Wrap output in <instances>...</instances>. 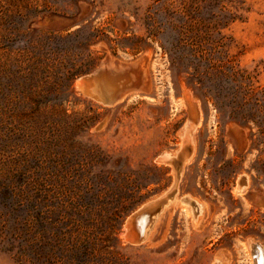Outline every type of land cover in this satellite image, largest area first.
Instances as JSON below:
<instances>
[{"label": "rangeland", "instance_id": "374dc122", "mask_svg": "<svg viewBox=\"0 0 264 264\" xmlns=\"http://www.w3.org/2000/svg\"><path fill=\"white\" fill-rule=\"evenodd\" d=\"M29 1L39 10L46 2ZM241 1L243 19L222 35L263 97L264 0ZM53 2L56 15L39 16L35 27L61 39L33 98L17 89L12 37L0 31V264H253L258 245L264 251V135L252 122L229 121L227 85L147 39L146 15L154 27L165 21L154 13L161 2ZM99 66L106 73L96 84L119 90L115 104L75 88ZM186 126L193 153L176 182L158 160L180 151ZM175 182L177 199L203 205L197 225L187 205L170 202L143 243L125 242L130 216Z\"/></svg>", "mask_w": 264, "mask_h": 264}, {"label": "trees", "instance_id": "16d2710c", "mask_svg": "<svg viewBox=\"0 0 264 264\" xmlns=\"http://www.w3.org/2000/svg\"><path fill=\"white\" fill-rule=\"evenodd\" d=\"M43 1H46L44 8L39 10L29 0H0V31H8L12 37L6 50L15 53L13 69L18 77L23 78L17 89L22 88L32 98L39 89L42 76L53 66L47 55L56 52L52 46L61 39L53 32L43 33L35 27L39 16L56 15L48 12L55 2ZM72 1L77 4L81 0ZM156 1L161 5L154 13L164 14L165 21L154 27V18L147 14V39L158 38L163 52L172 60L186 64L187 69L192 68L195 74L224 82L230 97L229 121L242 126L252 122L264 135V96H261L262 92L254 91L250 73L240 68L235 58L228 54L222 35L223 29L243 19L242 13L246 11L243 2L212 0L205 1L200 8V0ZM203 8L205 16L202 15ZM166 33L169 40L162 37ZM1 36L6 35L1 33ZM218 97L213 96L214 104L220 110Z\"/></svg>", "mask_w": 264, "mask_h": 264}, {"label": "bare ground", "instance_id": "6f19581e", "mask_svg": "<svg viewBox=\"0 0 264 264\" xmlns=\"http://www.w3.org/2000/svg\"><path fill=\"white\" fill-rule=\"evenodd\" d=\"M198 116H200V115H198ZM185 130L186 131L184 132V134L182 133V140H183V143L188 147V150L190 153V155L187 157H190L193 153V142H192V138H191V132H192L193 128L186 126ZM187 157H185V155H181L180 157H177V155L174 153L170 154L168 152H165L161 155V157L159 158L158 161L160 163H164L167 165H169L170 162L174 161V164L179 169V173H180L181 167L183 165V161L185 159H187ZM177 158H179V159H177ZM173 168L175 171V166H173ZM178 178H179V174L176 178V182L178 181ZM242 180L244 183L242 185H240V182ZM176 182L172 186V187H174V193L172 194V196H168V191H167L165 194H163L162 196H160L156 200L151 201L150 203L145 205V207H143L142 209H139L137 212H135L133 215L130 216V218L126 221V223L124 225L125 233H123V235H122L125 242L126 241L129 242V241H131L132 238L135 237L136 244L143 243L148 238L147 236L149 235V231L154 227V225L156 224V221L159 219V217L164 212L165 206L168 207L171 203L177 204V205L178 204L187 205L190 209L188 207H183V209L192 218V222H193L194 226L197 225L199 218L202 215L203 205L201 203H198L194 199H190L187 196L183 197L181 199H177L176 195H174ZM247 185H248L247 178L245 176H241L237 182V188L242 190V189H244V187H247ZM147 220H151V224L149 227H147ZM145 221H146V223L144 224ZM249 247H250V249L252 247L254 249L253 245H250ZM253 249H252V251H253ZM257 249H258L257 253H256L257 257L253 261V264H258L257 261L260 262L259 264H261V261H260L261 259H259L258 255L260 252L264 253L261 245H258ZM257 258L259 260H257ZM260 258H262V257H260ZM213 264H221V262L215 261Z\"/></svg>", "mask_w": 264, "mask_h": 264}, {"label": "water", "instance_id": "95a60500", "mask_svg": "<svg viewBox=\"0 0 264 264\" xmlns=\"http://www.w3.org/2000/svg\"><path fill=\"white\" fill-rule=\"evenodd\" d=\"M139 64L140 62L135 63L132 66L139 67ZM104 73H106V66L105 67L99 66L91 73L84 75L82 77H79L75 83V88L82 95L91 97L101 102L102 104L109 106V105L115 104L116 102L120 100V94H119V90H113V91L106 90L102 87H99L96 84L99 77L104 75ZM176 155L177 157H180L181 155H185V157H187L190 155L189 150L188 149L186 150V145L183 142H182V147L180 151H178ZM169 165H171L172 167L175 166V174L177 178L179 174V169L174 164V161L170 162ZM173 193H174V187L168 190V196H172ZM129 243L136 244L135 237L132 238L131 241H129Z\"/></svg>", "mask_w": 264, "mask_h": 264}, {"label": "flooded vegetation", "instance_id": "af4514ba", "mask_svg": "<svg viewBox=\"0 0 264 264\" xmlns=\"http://www.w3.org/2000/svg\"><path fill=\"white\" fill-rule=\"evenodd\" d=\"M243 183H244V182H243V180H242V181L240 182V185H242ZM149 203H150V202H149ZM147 204H148V203H147ZM147 204H145V205H147ZM145 205H143L142 208L145 207ZM142 208H140V209H142ZM151 219H152V218H151ZM145 223H146V221L144 222V224H145ZM150 224H151V220H147V227H149ZM152 229H153V228H152ZM152 229H151V230H152ZM151 230H150V231H151ZM257 250H258V249H257ZM258 256H259V259H261V260H260V261H261V264H264V253L260 252ZM260 257H262V258H260ZM259 259L257 258V260H259ZM257 263L259 264L260 262L257 261Z\"/></svg>", "mask_w": 264, "mask_h": 264}, {"label": "crops", "instance_id": "0c3cea01", "mask_svg": "<svg viewBox=\"0 0 264 264\" xmlns=\"http://www.w3.org/2000/svg\"><path fill=\"white\" fill-rule=\"evenodd\" d=\"M200 122V119H197V123H199Z\"/></svg>", "mask_w": 264, "mask_h": 264}]
</instances>
